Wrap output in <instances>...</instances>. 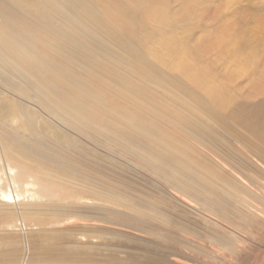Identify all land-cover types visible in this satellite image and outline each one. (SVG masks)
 Listing matches in <instances>:
<instances>
[{
	"label": "rangeland",
	"instance_id": "374dc122",
	"mask_svg": "<svg viewBox=\"0 0 264 264\" xmlns=\"http://www.w3.org/2000/svg\"><path fill=\"white\" fill-rule=\"evenodd\" d=\"M0 49V264H264V0H0Z\"/></svg>",
	"mask_w": 264,
	"mask_h": 264
},
{
	"label": "bare ground",
	"instance_id": "6f19581e",
	"mask_svg": "<svg viewBox=\"0 0 264 264\" xmlns=\"http://www.w3.org/2000/svg\"><path fill=\"white\" fill-rule=\"evenodd\" d=\"M64 1H68V0H64ZM55 2V1H54ZM82 15L91 19V20H97V18H99V14L98 13H95V12H92L90 13L88 11V9L86 8H83V10L81 11ZM6 60H10L9 57L4 54L2 52V50L0 49V63H5ZM15 71V70H14ZM43 74L47 75V70L46 69H43ZM50 87V88H49ZM48 90L50 91L51 94H53V91H52V88L50 86V84L47 82V87H46V90L44 89V92L45 93H42L44 97H46L47 95H50ZM51 108L56 112V113H51L49 111H45L44 114H40V115H36L37 119H40V124H43L44 122H46L48 124V118L50 119H53V120H56L55 122H59L60 124H62V121L65 120L66 118L70 117L69 114H66L65 112V108H64V104H61V103H58V102H53L52 103V106ZM47 113H50V114H47ZM8 117V116H7ZM35 117V116H34ZM6 118V117H5ZM75 119V122L76 123H79V122H82L80 121V118H74ZM33 120V119H31ZM8 151H15V148H12L9 146L8 144V141L5 137V135H0V164L3 165V167H0V170H3L5 164L6 166L8 167V170L10 171H13L16 166H14L10 159L8 158V155H13V154H10L8 153ZM3 162V163H2ZM18 179V174H14L13 177H10V181H9V184H12V185H16V184H19L21 183ZM29 182L31 181H26V179L23 178V183L21 184H27V185H30L28 184ZM29 187L31 186H26V189H20V186H18V190L19 191H22L23 193H31ZM173 193L175 194V196L182 202L186 203L188 206L192 207V208H195V200L191 197H189L187 195V193L183 192V191H177V190H172ZM1 195L8 201H6L5 203L7 204L9 201L10 202H15V206L17 204V199H19L20 197H22V193L21 192H18L17 190L11 188L9 189V191H1ZM34 196V195H33ZM9 205V204H7ZM11 206V205H10ZM197 207V206H196ZM207 217L211 218V216H208L206 215ZM70 220L71 219H74L72 217H69ZM69 221V220H68ZM180 260V259H179ZM178 261V260H177ZM181 262V261H179ZM183 263V262H182ZM187 264V263H186Z\"/></svg>",
	"mask_w": 264,
	"mask_h": 264
}]
</instances>
